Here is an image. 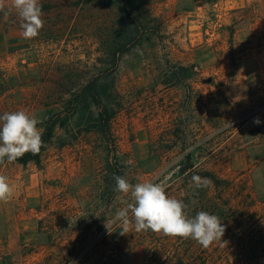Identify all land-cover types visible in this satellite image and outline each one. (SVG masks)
Listing matches in <instances>:
<instances>
[{"label":"rangeland","instance_id":"1","mask_svg":"<svg viewBox=\"0 0 264 264\" xmlns=\"http://www.w3.org/2000/svg\"><path fill=\"white\" fill-rule=\"evenodd\" d=\"M142 2L146 35L115 57L107 45L120 23L110 0H40L44 27L31 40L14 12H0V115L26 109L42 121L48 96L55 102L81 80L106 76L118 104L113 151L86 133L82 113L56 130L39 165L0 166L13 187L0 202V264H74L86 251L97 262L118 253L134 221L121 234L115 213L131 197L114 192L113 177L164 185L150 163L159 140L207 139L192 152L199 168L264 183V0ZM178 67L194 73L183 80ZM79 240L95 246L76 257ZM149 246L121 247V264H139Z\"/></svg>","mask_w":264,"mask_h":264},{"label":"trees","instance_id":"2","mask_svg":"<svg viewBox=\"0 0 264 264\" xmlns=\"http://www.w3.org/2000/svg\"><path fill=\"white\" fill-rule=\"evenodd\" d=\"M110 3L120 23V28L114 31V37L107 45L110 55L115 57L125 54L145 37V25L141 19L144 3L142 0H110ZM178 71L183 80H188L194 73L191 67H178ZM116 95L114 79L106 76L104 80H81L75 92L65 94L55 102L48 96L49 102L44 105L45 118L38 125L44 130V147L38 155L27 153L15 163L39 165L56 130L63 129L71 117L82 113L88 114L86 133L99 136L107 149L113 151L111 122L118 112V104L114 102ZM164 143L159 140L150 145L153 172L161 171L157 181L165 179L167 195L183 200L188 206V216L194 217L199 211L217 215L227 232L222 241L203 248L192 239L165 236L151 230L137 232L133 228L130 236L123 235L119 241L118 253L112 252L95 262L91 252L86 251L74 264H121V247L129 249L145 242L150 246L139 264H264V183L255 180L253 174L229 179L199 168L193 162L192 152L206 149L207 139L200 143L196 137L173 145ZM177 147L179 151L173 155L172 150ZM5 163L6 160L0 166ZM194 175L209 178L211 186L196 189L192 183ZM212 192L214 195L210 196ZM78 245L80 249L74 255L76 257L88 245L87 250L95 246L86 240H79Z\"/></svg>","mask_w":264,"mask_h":264},{"label":"clouds","instance_id":"3","mask_svg":"<svg viewBox=\"0 0 264 264\" xmlns=\"http://www.w3.org/2000/svg\"><path fill=\"white\" fill-rule=\"evenodd\" d=\"M0 12L5 16L15 13L19 19L21 36L31 40L44 27L40 0H0ZM42 121L26 109L5 112L0 115V163H13L27 153L38 155L44 147V130L38 127ZM260 124L259 118L254 119ZM114 192L130 196L131 202L115 213V220L121 222V234H126L133 226L135 231L162 233L165 236L192 239L203 248L222 241L225 226L220 218L207 211H199L194 217L186 214L187 205L183 200L168 196L162 183H130L124 176L114 175ZM192 183L196 189L211 186L207 177L194 175ZM13 196L9 178L0 174V202L7 203ZM131 213V217L129 216ZM106 221V228L109 230Z\"/></svg>","mask_w":264,"mask_h":264}]
</instances>
